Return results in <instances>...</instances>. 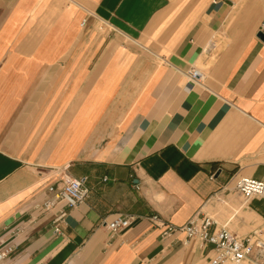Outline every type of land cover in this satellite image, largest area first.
I'll use <instances>...</instances> for the list:
<instances>
[{
	"label": "crops",
	"instance_id": "crops-1",
	"mask_svg": "<svg viewBox=\"0 0 264 264\" xmlns=\"http://www.w3.org/2000/svg\"><path fill=\"white\" fill-rule=\"evenodd\" d=\"M263 25L264 0H0V264H206L150 218L262 229L235 182H264ZM66 164L89 196L56 234Z\"/></svg>",
	"mask_w": 264,
	"mask_h": 264
},
{
	"label": "built area",
	"instance_id": "built-area-1",
	"mask_svg": "<svg viewBox=\"0 0 264 264\" xmlns=\"http://www.w3.org/2000/svg\"><path fill=\"white\" fill-rule=\"evenodd\" d=\"M185 75L187 88L201 83L204 78L203 72L196 67H190ZM68 167L66 164L61 169L54 170L59 176L58 180L47 187L48 197L42 203L45 211L57 210L52 222L56 234H59V224L64 220L67 211L82 204L89 196L84 180L71 178L65 173ZM235 190L245 201L253 197H262L264 182L239 178L235 182ZM150 221L155 226L163 227V238L182 235V246H187L192 240H196L200 248L211 246L212 256L208 258L206 264H264V233L261 229L246 237H239L230 232L225 225L217 228V223L208 215L194 216L182 226L164 224L157 217L150 218ZM130 222L131 217L121 216L103 222L100 226L109 232L117 233L126 229ZM11 252V247L0 251V262Z\"/></svg>",
	"mask_w": 264,
	"mask_h": 264
},
{
	"label": "rangeland",
	"instance_id": "rangeland-1",
	"mask_svg": "<svg viewBox=\"0 0 264 264\" xmlns=\"http://www.w3.org/2000/svg\"><path fill=\"white\" fill-rule=\"evenodd\" d=\"M264 196V195H263ZM253 198H255V197H253ZM222 201L223 200H220V201H217V210L222 214V212L224 211H226V212H230V215L232 216V215H234V214H236V210H229V208H228V206L227 205H224V204H222ZM242 203V202H241ZM227 210H229V211H227ZM238 215H240L239 213H237ZM225 226H226V224H224ZM224 225H222V226H224ZM262 231H263V233H264V221H263V224H262V229H261Z\"/></svg>",
	"mask_w": 264,
	"mask_h": 264
},
{
	"label": "water",
	"instance_id": "water-1",
	"mask_svg": "<svg viewBox=\"0 0 264 264\" xmlns=\"http://www.w3.org/2000/svg\"><path fill=\"white\" fill-rule=\"evenodd\" d=\"M257 38H259L261 41H264V32H258Z\"/></svg>",
	"mask_w": 264,
	"mask_h": 264
}]
</instances>
